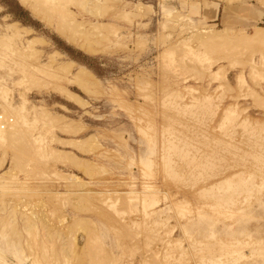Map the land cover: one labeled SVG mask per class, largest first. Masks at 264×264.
<instances>
[{"label":"rangeland","instance_id":"obj_1","mask_svg":"<svg viewBox=\"0 0 264 264\" xmlns=\"http://www.w3.org/2000/svg\"><path fill=\"white\" fill-rule=\"evenodd\" d=\"M0 264H264V0H0Z\"/></svg>","mask_w":264,"mask_h":264},{"label":"bare ground","instance_id":"obj_2","mask_svg":"<svg viewBox=\"0 0 264 264\" xmlns=\"http://www.w3.org/2000/svg\"><path fill=\"white\" fill-rule=\"evenodd\" d=\"M29 6H31V5H29ZM36 7L34 6L31 10L34 12V13H36L35 11H37V15L39 14V13H41L43 16V18L44 17H46V21H47V19H48V22L49 23H51L52 22V18L50 17V15L51 14H47V15H44V12L43 11H41V9H35ZM35 11H34V10ZM39 12V13H38ZM40 14V15H41ZM39 15V16H40ZM52 16V15H51ZM41 17V18H42ZM45 20V19H44ZM57 23V25H59V26H55V28H56V30L59 32V33H62V31H63V26L60 24V23H62V22H60V21H57L56 22ZM63 24V23H62ZM97 24V23H96ZM17 30H19V29H17ZM95 34V33H94ZM206 36L205 37H208V39L210 38V37H212V36H217V35H220V34H218V33H207V34H205ZM224 35V34H223ZM215 36V37H216ZM85 38H86V36H84ZM88 38H87V40L90 38L89 37V34H88V36H87ZM219 37H221V36H219ZM217 38V37H216ZM91 39V38H90ZM204 39V38H203ZM207 39V38H206ZM219 39V38H218ZM226 39V38H225ZM73 40H75V39H73ZM86 40V39H85ZM85 40H83V43H81V44H79V46L80 47H82L84 50H86V51H88V52H93V51H95V48H93L92 47V43H90L89 41L90 40H86V42L84 43V41ZM205 40V39H204ZM203 40V41H204ZM210 40V39H209ZM92 41V40H91ZM207 41V40H206ZM215 41H217V39H215ZM72 42H75V41H72ZM214 42V41H213ZM78 43H80V42H78ZM210 43V42H209ZM96 52V51H95ZM71 61V68H72V66L74 65L75 67H77L76 68V71H75V73L73 74L74 76H73V78H74V80L72 81V83H75L81 90H83L84 92H86V93H90L91 92V86H93V85H96L97 83V81L93 78V75L91 74V72L90 71H88V69L84 66V65H81V64H79V63H76L75 61H73V60H70ZM62 63V64H64V65H60V68H58V70H60V71H68V68L70 67V64H66V62H63V60L62 61H59L58 63H57V65H59V63ZM73 63V64H72ZM65 66V67H64ZM67 66H69V67H67ZM63 67L65 68L64 70H62L63 69ZM66 90H62V92L63 93H66L65 95L67 96V97H69L70 99H72L73 98V100H75V98L74 97H77V96H75V93L72 95L71 93H70V96H73L72 98L67 94V93H69L68 91H66ZM78 97H77V99H76V102H82V101H78ZM82 104H83V102H82Z\"/></svg>","mask_w":264,"mask_h":264},{"label":"crops","instance_id":"obj_3","mask_svg":"<svg viewBox=\"0 0 264 264\" xmlns=\"http://www.w3.org/2000/svg\"><path fill=\"white\" fill-rule=\"evenodd\" d=\"M133 13H135V14L137 13L138 15L142 16V6H141V4H135L133 6V8L132 7L130 8V10H125L124 11V15H129V14H133Z\"/></svg>","mask_w":264,"mask_h":264}]
</instances>
